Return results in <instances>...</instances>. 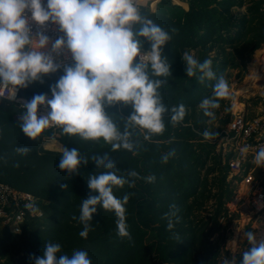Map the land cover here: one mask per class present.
Wrapping results in <instances>:
<instances>
[{"label":"trees","instance_id":"obj_1","mask_svg":"<svg viewBox=\"0 0 264 264\" xmlns=\"http://www.w3.org/2000/svg\"><path fill=\"white\" fill-rule=\"evenodd\" d=\"M181 1H188L190 9L180 17L169 16L162 10H140L143 16L152 19L171 36L162 52L168 57L171 75L160 89L162 102L168 109L162 117L165 124L163 133L151 134L138 126H128L130 139L136 146L135 155L123 148L113 150L111 144L102 139L86 141L79 136L64 134L59 127L57 131L64 148H76L89 158L88 164H82L78 173L68 176L58 167L63 151L43 149L39 154L35 140L27 137L20 128L14 111L16 106L0 99V180L33 192L42 201H48L42 203L45 217L34 219L24 226L23 233L18 235L19 242L14 246L10 244L11 234L14 233L7 227L0 231V264H28L27 254L42 255L47 242L59 243L62 246L61 254L87 251L92 264H210V238L206 236L203 240L200 237L202 230L197 232L193 221L188 219L193 210V204L188 202L190 197L200 192V167L210 160V153L217 156L216 143L201 141L210 117L205 116L202 109L198 112L197 108L203 99L211 96L213 80L205 78L201 83L199 77L202 74L199 71L194 76H187L186 62L182 58L186 51L199 49L203 58L200 61L198 57V61L203 63L220 44L235 45L238 47L237 54L243 53L246 57V51L257 49L264 43V16L260 9L261 2L249 7L250 16L241 14L235 17L232 7L237 2L242 4L244 0ZM169 2L171 0H162L160 4ZM183 6L187 8L188 4ZM148 47L145 44V49ZM215 61L211 62L212 70L216 68ZM221 66L223 68L224 63ZM214 73L217 77L221 75L220 72ZM62 74V69L58 70L44 75L43 83L35 81L27 88L20 89L26 96L49 92ZM40 85H45V88L37 89ZM181 104L185 106L186 114L182 121L174 125L171 109ZM106 111L123 132L126 119L133 109L130 105L118 104L106 108ZM19 113L22 115L23 111ZM59 146L60 143H57L50 147ZM197 146L201 149L198 150ZM25 147L30 150L27 154L17 151V148ZM173 149L175 155L167 163L163 162L162 157ZM104 153H108L116 163V168L109 171H115L128 181H135L132 187L128 183L113 186L117 198L122 200L129 195L124 207L127 231L133 238L131 242L117 234V217L113 211L98 206L90 222L93 230L86 239L79 235L83 225L72 219L73 215L79 216L82 199L87 198L91 191L87 185L89 176L105 171L96 168L91 157ZM18 164L20 168H17ZM15 169L16 172H13ZM133 170L139 178L128 176L129 171ZM223 172L225 181L229 172L225 164ZM150 176L155 177L153 182L146 179ZM61 185H67V188ZM171 204L178 206L180 221L169 231L167 221L162 217ZM173 233H178L180 239H175ZM18 255L17 260L15 257ZM29 264H33L32 260Z\"/></svg>","mask_w":264,"mask_h":264},{"label":"clouds","instance_id":"obj_2","mask_svg":"<svg viewBox=\"0 0 264 264\" xmlns=\"http://www.w3.org/2000/svg\"><path fill=\"white\" fill-rule=\"evenodd\" d=\"M33 24L40 30L34 32ZM49 24L58 26L61 33L55 40L46 34ZM170 39L168 31L141 14L140 0H47L46 4L44 0H0V83L15 86L17 91L35 81L43 83L44 75L62 69L63 74L51 86V98L36 94L22 101L24 111L19 116L22 132L35 140L46 129L58 126L64 134L86 141L102 139L113 150L123 148L135 155L136 146L127 130L129 125L151 134L165 130L162 117L168 109L162 102L160 89L171 75V65L162 52ZM145 44L149 45L147 49ZM65 52L70 54L71 63L59 59ZM182 59L186 62L187 76L199 71L201 83L205 78L216 81L215 98H205L200 104L204 115L214 120L213 110L220 107L219 101L231 98L227 80L223 75L216 76L210 60L201 63L188 52ZM118 104L133 109L123 132L106 111ZM42 106L46 114L39 111ZM171 111L174 125L186 114L182 104ZM202 135L205 139H215L219 133L206 129ZM17 151L27 154L30 150L25 147ZM174 155L175 149L162 157L163 162L167 163ZM91 160L96 168L105 171L87 179L91 191L82 199L79 216H72L83 225L79 235L86 239L93 230L90 222L99 206L115 213L117 234L131 242L124 207L129 195L122 200L117 198L113 186L128 183L132 187L135 181L109 171L116 168V163L108 153L93 155ZM88 162L89 158L78 149L65 147L58 167L71 176ZM255 163L264 167V146L257 151ZM128 176L139 178L134 170ZM146 179L153 182L155 177ZM61 187L66 189L67 185ZM178 213V206L171 204L163 215L169 231L179 223ZM246 236L252 246L243 253L241 264H264V240L257 242L252 232ZM173 237L180 239L178 233H173ZM61 252L59 243L47 242L42 255L30 259L33 264H92L87 251L76 250L71 255ZM224 264H236V260L226 258Z\"/></svg>","mask_w":264,"mask_h":264},{"label":"rangeland","instance_id":"obj_3","mask_svg":"<svg viewBox=\"0 0 264 264\" xmlns=\"http://www.w3.org/2000/svg\"><path fill=\"white\" fill-rule=\"evenodd\" d=\"M258 2L262 3L260 7L261 9L264 4V0H244L242 4L237 2L232 7V11L235 17L241 14H248V16H250V12L248 11L249 7H251V5L254 3L257 4ZM160 3L159 5L161 6L158 4L156 6L155 3L151 5V12L162 10L169 16L173 15V17H180L181 15H184L185 11L190 9V3L188 1L171 0V2L167 4L164 3V5ZM187 3L188 7L185 8L183 5ZM261 13H263L262 10ZM261 49H264V43L257 49L252 51L249 50V52L246 51V57H244L243 53L239 55L237 54L238 47L235 45L226 46L220 44V47L215 48L209 53L208 60L211 62L214 59L216 60V68H214L215 70L213 71L217 73L220 72L221 75L225 77L231 91V98L220 100V107L213 110L215 113V119L213 120L210 118L207 121L205 130L207 129L214 132L217 131L219 135L215 139H205L203 137L201 141L216 143L217 156L214 157V154L210 153V160L205 164V166L200 167L202 180V186L199 189L200 192L190 197L188 202L193 204V210L188 219L193 221V227L196 228L197 232L202 230L200 232V237L203 240L207 238L206 236H209L210 238L212 244L210 245V261H208L210 264H224V260L226 258L233 257L236 260V264H241L243 253L252 246L247 239L246 233H254L258 242V226L262 224L261 222L264 219L263 212L256 213L255 211H248L241 215L240 212L231 211L229 209L228 202L233 199L232 196H235L237 190L234 186V182L232 180H228V177H226L225 181L223 180L224 164L222 163V158L224 155L222 154V151H219V139L221 138L224 129H226L227 124L231 119L233 110L242 108L244 104L246 107H248L249 113L252 115L253 111L259 106L260 96L264 92V75L262 74L261 77L263 78L258 82V84H263L262 87H256V89L254 88L253 91L245 94L240 93V87L248 79L247 77L250 74L251 63L256 58L257 51ZM197 50L199 52H197ZM197 50L192 49L186 52L192 54L197 60L199 57V60L201 61L203 55H200L199 49ZM260 59H262V56ZM223 63L224 67L222 68L221 65ZM215 82L216 81L213 80V86ZM40 88H45V85L37 86V89ZM45 91L49 90L46 89ZM209 98H215L213 95V87L211 96ZM239 104L241 107H239ZM197 108L199 112L201 109L200 104L197 106ZM58 128L59 127H57L55 131L50 129L49 131L46 129L40 137L35 139L36 142L34 141V144L36 147H38L39 154H42L43 149H47V151H63L64 143L62 140H60L61 135L57 131ZM57 140L62 143L60 144L61 146L57 147L58 149L56 147H50L52 144L59 143ZM194 142L199 141L194 140ZM196 148L198 150L201 149L200 146H197ZM20 166L21 165L18 164L17 168H20ZM16 169L13 170V172H16ZM3 229H5V226L0 223V231ZM15 234L16 233L11 234V246H14L19 242V234ZM16 249H18V245ZM19 257L20 256L18 255L15 258L18 260ZM30 257L31 254H27L28 264L31 260Z\"/></svg>","mask_w":264,"mask_h":264},{"label":"built area","instance_id":"obj_4","mask_svg":"<svg viewBox=\"0 0 264 264\" xmlns=\"http://www.w3.org/2000/svg\"><path fill=\"white\" fill-rule=\"evenodd\" d=\"M160 0H140V10L147 8L150 11L153 3ZM47 0H44L46 4ZM264 13V4L261 8ZM33 31H39L37 25L33 24ZM46 34L55 40L61 33L58 26L49 24ZM64 63H71V56L65 52L59 58ZM262 62L264 58L262 56ZM264 63L262 64V68ZM264 70V69H263ZM51 98V94L43 92ZM32 96H26L15 86L0 83V98L13 103L19 111H24L22 101L30 100ZM46 114L44 107L39 110ZM39 114V113H38ZM53 126L48 129H56ZM221 143V145H220ZM264 146V93L260 96L259 106L251 115L248 107L233 110L231 119L219 139V151L224 155L223 164L228 168V180L234 182L237 193L228 202L231 211H238L242 215L245 212L264 213V167L255 163V155L259 148ZM247 149L246 151H243ZM48 201L42 199L33 192L22 190L11 184L0 180V219L2 224L12 233L21 234L30 221L43 219L45 210L42 203ZM249 209V210H248Z\"/></svg>","mask_w":264,"mask_h":264},{"label":"bare ground","instance_id":"obj_5","mask_svg":"<svg viewBox=\"0 0 264 264\" xmlns=\"http://www.w3.org/2000/svg\"><path fill=\"white\" fill-rule=\"evenodd\" d=\"M261 56H263V58H264V49H261V50L257 51V56L254 59V61L251 63V66H250V74L247 77L248 79L246 80V82L244 81L245 83L240 87V93L241 94H245V93H248L250 91H253V89L254 88L256 89V87L257 88L262 87L263 84H258V82L261 81L262 78H263V77H261L262 74L264 75V70H263L264 69V66L262 68V64L264 62H262L263 60L260 59ZM239 107H241L240 104H239ZM245 108H247V107L243 104L242 108H240V109H245ZM235 111H237V110H235ZM260 216H262V215H260ZM261 223L262 224L258 226V228H259V232H258V242L260 240H264V219L262 220Z\"/></svg>","mask_w":264,"mask_h":264},{"label":"water","instance_id":"obj_6","mask_svg":"<svg viewBox=\"0 0 264 264\" xmlns=\"http://www.w3.org/2000/svg\"><path fill=\"white\" fill-rule=\"evenodd\" d=\"M14 111L16 112V118L19 119V116H20L21 114L19 113V109H18V107H14Z\"/></svg>","mask_w":264,"mask_h":264},{"label":"crops","instance_id":"obj_7","mask_svg":"<svg viewBox=\"0 0 264 264\" xmlns=\"http://www.w3.org/2000/svg\"><path fill=\"white\" fill-rule=\"evenodd\" d=\"M180 1H181V0H180ZM187 4H188V3H187ZM48 93H49V92H48ZM0 99H3V98H0ZM3 100H5V99H3ZM15 113H16V112H15ZM57 136H59V135H57ZM58 138H59V137H58ZM57 142L60 143V141H58V140H57ZM60 144H62V143H60Z\"/></svg>","mask_w":264,"mask_h":264}]
</instances>
